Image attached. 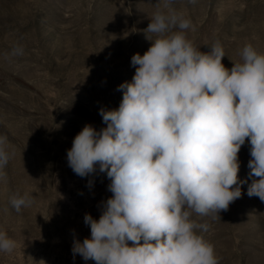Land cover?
Instances as JSON below:
<instances>
[{
	"label": "rangeland",
	"instance_id": "374dc122",
	"mask_svg": "<svg viewBox=\"0 0 264 264\" xmlns=\"http://www.w3.org/2000/svg\"><path fill=\"white\" fill-rule=\"evenodd\" d=\"M155 0H0V135L8 138V164L0 169V231L16 241L0 251V264H95L73 256V241L90 237L84 215H101L112 196L106 173L81 178L67 151L86 124L106 127L101 108L118 109L135 67L131 57L151 46L144 30ZM192 22L187 38L202 52L219 42L222 63L241 62L251 44L264 54V0H175ZM151 35V34H149ZM24 55L10 57L15 45ZM250 145L238 153L242 196L208 222L204 238L219 264H264V202L247 195ZM92 181V186L88 183ZM33 203L17 212L11 199ZM131 243V242H130Z\"/></svg>",
	"mask_w": 264,
	"mask_h": 264
},
{
	"label": "clouds",
	"instance_id": "9594fccd",
	"mask_svg": "<svg viewBox=\"0 0 264 264\" xmlns=\"http://www.w3.org/2000/svg\"><path fill=\"white\" fill-rule=\"evenodd\" d=\"M174 3L155 0L144 30L151 46L131 57L135 74L117 89L123 92L118 109H100L106 127L86 124L67 151L76 175L98 168L111 181L112 196L101 202L99 219L84 215L90 237L73 241V256L84 261L219 264L203 235L210 224L193 215L220 219L241 198L247 181L238 176V153L246 141L247 195L264 202V54L247 44L241 62L226 68L219 42L202 52L187 38L192 22ZM23 55L19 44L9 53ZM7 144L0 135V169L11 158ZM32 203L28 193L11 199L17 212ZM15 248L16 241L0 231V251Z\"/></svg>",
	"mask_w": 264,
	"mask_h": 264
}]
</instances>
